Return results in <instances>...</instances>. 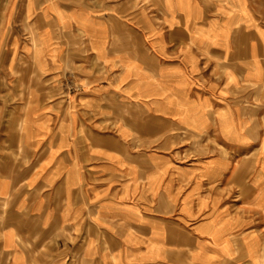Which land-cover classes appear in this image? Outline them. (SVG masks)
<instances>
[{"label": "crops", "instance_id": "crops-1", "mask_svg": "<svg viewBox=\"0 0 264 264\" xmlns=\"http://www.w3.org/2000/svg\"><path fill=\"white\" fill-rule=\"evenodd\" d=\"M5 9L22 31L33 21L36 42L14 40L37 71L71 74L79 90L59 77L45 87L52 100L38 101L56 107L63 88L69 109L25 115L23 143L37 156L22 192L0 176V196L14 197L21 218L3 231L2 264H264V155L237 209L229 158L183 163L159 147L175 128L249 142L235 92L254 84L264 94V0H7Z\"/></svg>", "mask_w": 264, "mask_h": 264}, {"label": "rangeland", "instance_id": "rangeland-1", "mask_svg": "<svg viewBox=\"0 0 264 264\" xmlns=\"http://www.w3.org/2000/svg\"><path fill=\"white\" fill-rule=\"evenodd\" d=\"M6 3L7 0H0V176L11 175L19 184L16 191L22 192L24 185H21L25 183L26 175L34 166L37 156L34 151H27L23 143L26 113L33 110L46 114L57 110L67 111L69 104L64 90L78 91L79 84L71 74L54 75L37 71L33 58L20 48L22 40H14L22 37L23 44L35 43L36 27L33 21L28 20L22 31L21 25L6 21ZM59 77L65 79V89L61 88L63 94L59 104L56 107L40 104L38 99H42L41 93L47 94L45 100H52L51 89L45 87ZM235 96L237 111L249 114L245 127L250 135L249 142L234 146L226 142L217 130L199 135L192 130L175 128L168 136L159 138L164 144L159 147L176 149L177 159L183 163L202 161L216 155L229 158L233 164L229 176L236 179L238 209L247 192L244 183L250 182L259 173L264 155V149L263 154L260 149L264 136V94L259 85L253 84L247 88H236ZM35 100L39 104L34 103ZM224 127L232 133L231 124L228 127L224 122ZM233 134L237 136L238 131L235 129ZM144 143L139 138V145ZM13 199L14 197L0 196V259L3 257L1 245L5 227L21 220L20 209ZM27 225L34 227L37 221L34 217L29 218ZM2 263L3 260H0V264ZM33 263L42 264V260H34Z\"/></svg>", "mask_w": 264, "mask_h": 264}]
</instances>
